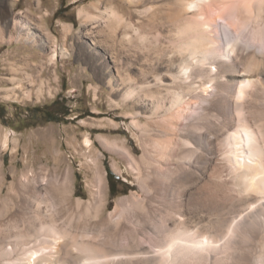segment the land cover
<instances>
[{
	"label": "rangeland",
	"instance_id": "374dc122",
	"mask_svg": "<svg viewBox=\"0 0 264 264\" xmlns=\"http://www.w3.org/2000/svg\"><path fill=\"white\" fill-rule=\"evenodd\" d=\"M3 1L5 11L25 16L35 39L49 46L42 50L25 37L17 40L15 29L0 39V264L48 253L57 231L78 234L74 226L96 222L103 226L102 239L112 234L111 240L126 244L132 233L149 247L146 255H153L147 264H264V186L259 191L247 186L248 178L239 175L243 169L227 160L230 146L223 140L240 119L264 127V90L254 88L239 107L232 83L219 73L222 66L243 72L247 54L264 53V12L241 17L230 4L202 21L210 56L175 75L172 63L190 56L179 49L193 36L181 29L198 12L171 20L174 0ZM111 8L119 19H104ZM85 31L94 36L85 37ZM173 95L180 103L168 113L154 115L144 105L148 97L164 109ZM56 100L70 115L46 122L38 111ZM196 138H203L202 146ZM206 138L214 145L205 144ZM106 165L132 187L127 194L110 200ZM42 168L60 175L54 191L59 197L69 169L72 201L64 207L41 193L42 218L29 221L21 212L26 206L18 181L27 169ZM100 178L104 188H98Z\"/></svg>",
	"mask_w": 264,
	"mask_h": 264
},
{
	"label": "bare ground",
	"instance_id": "6f19581e",
	"mask_svg": "<svg viewBox=\"0 0 264 264\" xmlns=\"http://www.w3.org/2000/svg\"><path fill=\"white\" fill-rule=\"evenodd\" d=\"M127 1H129V0H127ZM174 1L176 3L175 7L171 8V10L168 12V17L171 20L176 21L177 18L188 13V11H190V10H196L198 12L197 13L198 14L197 19H192V20L189 19V21L186 24L184 23L185 25L181 29L182 33L192 34L193 36L192 35H191L192 37L188 36L189 38H191V40L188 41L187 39H185V40H187V42L182 43L181 46L179 45L181 47L179 50L181 52H188L189 53L188 55H190V56L189 57L186 56L185 57L186 59L180 57L181 60H178L179 62H177L176 64L172 63L173 64V70L176 73L175 75L183 74L187 70H190L192 68L191 66H193L194 63H198L199 65H203L204 62L207 60V56H210V55H207V53L210 52L208 50L209 49L208 45L210 42H209V38L204 33L206 31H204L205 28H204V24L202 21H205L206 19H210L214 15H217V13H219L220 10L224 8V6H227L230 4L236 5L237 10H238V14L241 17L243 15V16H251V17L255 18L264 12V0H174ZM5 2L3 0H0V39L4 38L5 33H7V32L11 33L12 30L15 29V31H16L15 38L17 40H20L21 38L25 37L27 40H32L33 43H38L39 49L44 50L45 48H48V46H49L48 40H45L44 38L43 39L41 38L39 40L35 39V34L32 32V30H33V28L31 27L32 24L28 20H26L25 16H22L21 14H19L18 17H16V16L12 17V12L10 9L8 11H5L2 8V6L5 4ZM28 13H30V12H28ZM165 15H167V14H165ZM8 17H10V18H8ZM104 17H105L104 18L105 20L119 19L120 18L119 14L112 8L110 10L106 11ZM86 19L90 21L92 19H96V17H94L90 14H86ZM99 21H98V23H99ZM104 22H106V21H104ZM94 33L95 32H92V31H85L84 36L88 37V38H92L94 36ZM12 39H14V36H13V34L12 35L10 34L9 40H12ZM94 44L95 43H93V45ZM95 48L93 46H91V44H90L89 49H91L93 51ZM252 49H254V48H252ZM53 51H54L53 56H55L56 50L53 49ZM254 51H256V50H254ZM254 51L247 54L246 57L244 58L245 64H244L243 72L241 71V69L238 66H234L233 68L232 67L227 68V67L222 66V68L219 70V73H221L224 78H225V76H227L228 77L227 80L232 83V86H233L232 87V93H231L232 99H233V102L238 104V106H239V104H242L241 102L245 101V99H247V100L249 99L248 96L250 95V92L255 91L254 88L258 87V88H263V90H264V53H261V54L259 53V55H258ZM62 55H63V52H62ZM182 56H184V55H182ZM190 58H193L192 61H190ZM51 60H52V58H51ZM175 61H176V59H175ZM173 76H174V74H173ZM219 78H221V76ZM219 78H218V80H219ZM107 82H108V84H110L109 79L107 80ZM132 93H133V91L131 90V88L126 89V95H131ZM251 94H253V92ZM257 98H254V99H257ZM252 99L250 98V100H252ZM149 101H150V98L147 97L146 101H145L146 103H144V102L143 103L145 106H147L148 108H150L152 110L151 113H153L154 115H156L161 110H164L165 113H168L176 105H179V103H180L179 102V95L174 96L172 98V100L169 102L168 106L165 107L164 109L162 108V106H161L162 104L158 100L152 101V102H149ZM256 101H258V100H256ZM246 103H245V105H246ZM254 103H256V102H254ZM235 108H238V107H235ZM247 108H249V106ZM239 110H241V109H239ZM242 111H241V113H242ZM239 116H237L238 119H240ZM247 121H245L243 119L235 121L234 125H232L230 128L227 129L226 134L224 133L225 136H224L223 140L227 146H230L229 155H231V156L228 155L229 158L227 157L228 158L227 160H229L230 163L232 162L235 166H237L238 169H243V171L241 173H239V175L241 177L248 178L249 181H248L247 186L252 191H259V190H262V186H264V129H263L264 127H262L263 124H261V125H258L256 128H253V126L250 125L252 122L250 123ZM221 136L222 135H220V137ZM202 139L203 138H196V139H192V140L197 145L202 146L200 144V141ZM2 140H3L2 146L4 148H6L8 146V144H7L8 143L7 142L8 136L7 135L4 136L2 138ZM206 143L208 145H211V146L214 145L213 141H211L209 138L205 139V144ZM84 144L86 147H90L91 140L89 138H85ZM201 158L202 157L197 158V159L201 160ZM199 160H197V161H199ZM199 162H202V161H199ZM70 176H71V174H70V171L68 169L65 172V178L63 179V182L61 181L62 184H61L59 190H61L62 195H61V197H59V195L58 196L54 195L55 189L58 190V182L60 181V175L57 173L56 169H54L52 172H50L48 168H42V170L37 172V173L31 169H27L22 174V176L20 177V179L18 181V190L20 191L19 195L23 197L24 204L26 206L25 208H22V211H21L23 216L28 217L29 221H30V218L32 219L31 216H33V215H34V218L40 219V217L44 213L42 210V204H43L42 202L43 201H41V198L40 199L38 198V195L41 193H44V194H42V198H44V196L45 197L48 196L50 200H53L55 198L56 200L58 199V201H55V202L56 203L58 202L59 205H61V206L64 205V207L69 206L70 201H72L71 200V198H72V193H71L72 183L70 180ZM104 186H105L104 180H103V178H100L98 188H104ZM26 190H29L30 192L26 191ZM236 200L238 201V199H236ZM256 200H257V198H256ZM78 202H79V200H77V203ZM255 204H256V202H255ZM256 205H258V203ZM66 210H68V209H66ZM52 213H54V212H52ZM15 220H16L15 218L10 220L12 228L16 227L15 225L17 222ZM24 220H26V219L24 218ZM50 220H54V219H50ZM31 221H33V220H31ZM51 222L52 221H50V223ZM43 224H44V222H43ZM35 225H36V223H35ZM40 225H41V223H40ZM45 225L47 226V224L43 225L44 228H45ZM108 225H109V223H108ZM31 227H33V225ZM56 227H58V226H56ZM41 228H42V225H41ZM47 228H48V226H47ZM73 228L80 233L74 234L73 231L69 230L68 228H65L61 231H57L55 233V235L56 234L58 235L56 237L57 239H55V242L52 243L51 247H50V245H48L50 247V249L48 251L51 250L50 252L47 253L46 251L43 250L42 253L37 255L35 258H33V256H30L27 259L22 258L23 260L17 259L18 262H16V264H147L149 262V260L153 259L152 254H151V256H149L150 254L146 255L148 252V251L146 252V249L147 248L149 249V247H146V249L144 247H142V245H140L138 243V241L136 240L137 238L135 236H133L132 233H130V236L127 238V241H125L126 244H123L121 242L122 238H118L115 241L111 240L110 239L111 236H114L112 234L110 235V238L109 237L108 238L103 237L105 239H102L101 235L104 231H103L102 224L99 222L82 223L81 225L79 224L77 226H74ZM6 229H8V228L6 227ZM33 229H35V228H33ZM127 229H129V228H127ZM30 230L31 229H29L28 231L26 230V231L29 232ZM50 230H52V229H50ZM53 230H55V228ZM56 230H57V228H56ZM183 231H185V230H183ZM110 233H112V232H110ZM186 233H188V232H186ZM181 235H183V234H181ZM185 238L187 239V237H185ZM185 238H184V240H183V238H181V239L183 241H185ZM188 238H189V236H188ZM178 241L176 244H177V246H180L181 243L178 245ZM186 241H188V239ZM170 243H172V242H169V245H170ZM173 244L175 247L176 244L175 243H173ZM181 245H183V244H181ZM188 245L186 243V246H188ZM48 246H46V248H48ZM171 246H172V244H171ZM186 246H185V248H186ZM181 247H183V246H181ZM129 249L131 250V253H126L125 251L129 250ZM167 250L171 251L170 249H167ZM162 252H163V250H162ZM162 252H160V253H162ZM174 252L177 253V250H175ZM73 253L77 254V255H74ZM167 253L164 252V254H166V255H167ZM169 255H171V253ZM172 256H173V258H175L176 257L175 253ZM182 256H183V254H182ZM184 256H188V254L186 253V255H184ZM167 257H168V255H167ZM177 258H179V257H177ZM60 260L62 263L58 262ZM154 260H155V258H154Z\"/></svg>",
	"mask_w": 264,
	"mask_h": 264
},
{
	"label": "trees",
	"instance_id": "16d2710c",
	"mask_svg": "<svg viewBox=\"0 0 264 264\" xmlns=\"http://www.w3.org/2000/svg\"><path fill=\"white\" fill-rule=\"evenodd\" d=\"M43 114V118L46 122L60 123L70 115L69 108L65 107L62 102L58 100L54 101L49 107H44L38 111ZM90 116V114L84 115ZM0 118H4V114H0ZM82 118V117H81ZM106 163V162H105ZM107 164V163H106ZM108 186H109V198L113 200L119 195L127 194L132 189L130 185L123 182L112 170L106 165Z\"/></svg>",
	"mask_w": 264,
	"mask_h": 264
}]
</instances>
